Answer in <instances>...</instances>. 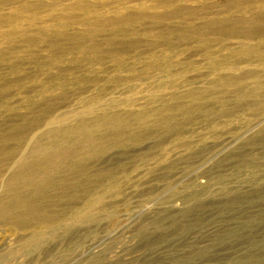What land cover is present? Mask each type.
<instances>
[{
	"label": "rangeland",
	"instance_id": "rangeland-1",
	"mask_svg": "<svg viewBox=\"0 0 264 264\" xmlns=\"http://www.w3.org/2000/svg\"><path fill=\"white\" fill-rule=\"evenodd\" d=\"M117 111L139 139L57 221L0 224V264H264V0H0V195Z\"/></svg>",
	"mask_w": 264,
	"mask_h": 264
},
{
	"label": "bare ground",
	"instance_id": "bare-ground-1",
	"mask_svg": "<svg viewBox=\"0 0 264 264\" xmlns=\"http://www.w3.org/2000/svg\"><path fill=\"white\" fill-rule=\"evenodd\" d=\"M108 114L109 113H107V115ZM122 114L118 112L112 115L111 113L108 115L109 117L107 119L106 115L104 118L105 120H83L79 122L78 126H75V128L74 126H69L60 129H50L39 136L33 142L31 151H43L44 153L35 154L31 157H25L23 161L21 159V163L15 167L11 175H9L6 180L3 194L0 195V224L9 226L12 230H15V232H20L26 231L36 224H43L47 222L53 223L54 221H57L56 219L58 217L66 214L68 210L72 209L74 202H80V199L83 196L86 197L85 195H87L88 192H92L91 189L93 185L94 187L98 185L94 184L96 183V178L93 175L94 172L92 173V169L94 168H92V165H95L96 162H99L111 149L118 147L121 148V146H124L123 142H126L125 140L128 139V136L129 138L133 139L138 138H134V136L131 137L130 135L134 130H136V132H134L137 134L138 127L130 132L132 128L130 129L124 121L126 117L129 119V116L124 114L126 116L125 117ZM142 116L143 114L141 115V118ZM161 117L163 118L164 116H160L159 120ZM166 117L167 116H165V118ZM170 117L169 119L172 118ZM175 117L173 116V118ZM141 118L139 119L140 121ZM147 118L145 117L146 120ZM145 119L144 121L146 122ZM141 122H143V120ZM147 123L148 122L144 124V127ZM165 123L167 124L166 121ZM157 126L155 125L154 128L156 129ZM167 126L170 127L175 125H172L171 123V125ZM141 127L144 128L142 125ZM161 127L162 126L159 128ZM169 127L167 129H172ZM156 130L158 131V129ZM156 130L155 132H157ZM142 131L143 130H141V132ZM138 133H140L139 130ZM10 134L12 135L13 133ZM6 137L7 136H5V138ZM141 138L140 140H144V138ZM262 138L264 140V137ZM262 138L259 137L258 141ZM2 146L3 149H6V145L5 148L4 145ZM2 146H0V148ZM13 156L14 155H12V157ZM96 170L94 168V171L99 173V171ZM109 173L116 175L113 174L116 172L113 171L111 173V170ZM100 176H102V174ZM108 179L112 180L110 178ZM103 182L104 181H102V183ZM52 229L54 230V227H52Z\"/></svg>",
	"mask_w": 264,
	"mask_h": 264
}]
</instances>
